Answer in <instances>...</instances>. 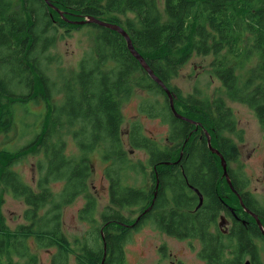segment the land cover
<instances>
[{"label":"trees","instance_id":"trees-1","mask_svg":"<svg viewBox=\"0 0 264 264\" xmlns=\"http://www.w3.org/2000/svg\"><path fill=\"white\" fill-rule=\"evenodd\" d=\"M162 1L163 15L158 0H0V134L11 129L14 103L44 101L33 140L15 152L0 150L1 190L26 205L28 221L10 230L0 213V264H38L29 242L54 249L51 264H70L79 257L81 264H126L125 244L147 223L171 238H199V255L207 264H243L248 255L252 264H264L254 244L259 239L264 247V237L245 212L255 214L264 230V206L247 191L248 178L229 167L237 162L238 149L226 136L242 140L226 99L251 110L264 135V0ZM115 15L126 16L124 30L134 49L166 87L191 55L213 56L209 67L224 97L209 99L197 91L182 98L178 89H169L175 95V111L197 125L172 115L165 93L129 53L119 33L83 24L88 18L118 24ZM90 26L96 35L94 50L82 56L71 76L48 84L38 62H52L47 53L58 29ZM253 51L258 66L239 84L237 71L255 58ZM22 89L27 93L17 92ZM136 90H155L162 96L144 97L138 111L166 121L164 144L147 136L138 122L123 133L122 107ZM65 135L73 138L81 157L65 155ZM207 135L211 149L226 162L235 194L222 175L219 156L207 147ZM95 151L108 181V206L99 220L88 187L93 168L87 154ZM134 151L142 152L144 163L131 160ZM27 155L39 158L34 188L12 171ZM149 168L154 175L150 183L145 172ZM137 177H143L141 183ZM60 182L62 188L53 192L50 185ZM193 190L202 196L200 207ZM79 196L85 203L77 218L88 229L69 239L62 231V208ZM127 211L132 215L125 216ZM224 213L238 218L228 235L214 227Z\"/></svg>","mask_w":264,"mask_h":264},{"label":"rangeland","instance_id":"rangeland-1","mask_svg":"<svg viewBox=\"0 0 264 264\" xmlns=\"http://www.w3.org/2000/svg\"><path fill=\"white\" fill-rule=\"evenodd\" d=\"M159 10L163 15V1L158 0ZM113 18L124 29L126 16L115 15ZM73 24V22H70ZM84 25H91L83 23ZM94 24V23H93ZM75 25V24H73ZM90 27L81 29H58L55 44L49 49V56L52 62H38L39 73L51 81L57 80L60 76L63 78L72 75L73 71H77L78 62L82 56L95 48V30ZM251 61L245 64L243 70L237 71L240 77V83H244V79L249 74V69L258 66L257 53L252 52ZM41 60V59H40ZM213 56H196L191 55L187 63L181 68L179 75L169 82V89H178L182 98L188 95H194L198 91L201 97L209 99L214 97H224L221 83L212 76L210 64ZM44 70V71H43ZM63 85L67 82L62 81ZM18 93L26 94L27 90L22 89ZM164 92V91H163ZM151 94V100L160 98V94L152 90L148 91L136 90L129 101L123 105L122 114L124 116L123 133L131 123L138 122L143 128L147 136L154 138L159 144H164L169 132L166 121L157 118L144 117L139 113V102ZM166 96V94H165ZM162 98V96H161ZM167 98V97H166ZM168 101V99H167ZM227 105L232 110L237 122V130L242 131V140L238 141L237 136L226 134L233 142L236 143L238 149V160L236 163H230L229 167L235 172L248 178L249 183L246 187L263 206H264V135L259 127L254 113L247 107L226 99ZM53 103V101H51ZM169 104V102H168ZM14 110V119L11 129L0 134V150L7 152H15L26 147L37 134L39 128V118L44 110V101L29 100L26 103H14L11 106ZM66 141L65 155L67 157H81L82 153L77 149L73 138L69 135L64 137ZM128 151L127 148H125ZM98 151L87 154L93 168L92 176L89 179V192L96 199V218L99 220V214L108 206V181L104 177L105 164L102 161ZM130 158L133 162H145L146 157L141 151H134ZM39 158L34 156H25L12 166V171L18 174L23 183L34 188L37 180V170L35 164ZM146 179L149 181L154 178L150 176L151 169L146 171ZM243 176V177H244ZM143 177H137V183H141ZM124 185L128 183L123 180ZM1 185V181H0ZM63 183H55L50 185L53 192H57L62 188ZM85 199L79 196L66 208H62L61 221L62 231L69 239L74 236L82 235L87 229L88 224L80 222L77 218L78 211L83 207ZM26 205L20 200L13 198L10 193L1 190L0 186V213L4 217V221L10 230H15L17 226L28 224L24 218ZM236 209V206H233ZM129 217L132 214L127 211L124 213ZM137 217L133 214V218ZM100 226L101 223H98ZM256 224V222H255ZM261 233V232H260ZM262 235V234H261ZM255 249L257 246V257L264 261V247H262L259 239H254ZM32 253L38 259V264H51L54 249L39 248L34 243L29 242ZM125 261L126 264H172L180 261L183 264H199L195 259V252L191 250L186 242H179L165 234L157 231L151 224L144 225L140 230L134 232L128 242L125 244ZM198 248L195 250L197 251ZM78 260H70V264H81V257ZM80 259V260H79Z\"/></svg>","mask_w":264,"mask_h":264},{"label":"water","instance_id":"water-1","mask_svg":"<svg viewBox=\"0 0 264 264\" xmlns=\"http://www.w3.org/2000/svg\"><path fill=\"white\" fill-rule=\"evenodd\" d=\"M45 2H47V0H45ZM91 22L92 23H95V24H97L99 26L108 28L110 30H113V31L119 33L124 38V40L126 42V47H127L128 51H129V53L133 56L134 59L137 60V62L142 67V69L150 77V79L152 81H154L164 91V93L166 94V97L168 99L169 107H170V110H171L172 115L174 117H176L177 119H179V120H182L184 122H189V123L194 124L192 121H190L189 119H186V118L180 116L175 111L174 104H173V98H174L175 95L170 90H168V88L163 84V82L160 79H158L157 76H155V74L150 70V68L148 67V65L146 64V62L144 61V59L141 57V55L139 53H137V51L134 49V47H133L130 39L128 38L127 34L125 33V31L119 25L106 23V22L101 21V20L96 19V18L92 19ZM194 125H197V124L195 123ZM206 142H207V147L211 150V152H213L214 154H216V155L219 156L220 162H221V168H222V175L225 178V180H226L229 188L234 193V190L232 188L231 182H230V180L228 178V175H227L226 162L224 161L223 157L217 151L211 149V147H210V138H209L208 135L206 137ZM157 186H158V181L156 180V188H157ZM193 192L198 196V207H200L202 205V196L196 190H193ZM238 199H239L240 205H242L240 196H238ZM245 212H247L248 214H250V216L254 219V221L256 222L257 227L259 228L262 236L264 237V230H263V227H262L259 219L257 218V216L255 214L249 212L248 210H245ZM222 219L219 221V228L222 227V224L224 222V221H222ZM104 254H105V252H104ZM102 263H103V261H102ZM243 264H251V263L248 260H246V261L243 262Z\"/></svg>","mask_w":264,"mask_h":264},{"label":"flooded vegetation","instance_id":"flooded-vegetation-1","mask_svg":"<svg viewBox=\"0 0 264 264\" xmlns=\"http://www.w3.org/2000/svg\"><path fill=\"white\" fill-rule=\"evenodd\" d=\"M197 207H198V205H197ZM221 219L224 222L222 224V227L219 228V221ZM236 220H238L237 216H235L233 214L228 216V215H226L224 213V215H222V216H220L218 218L217 223L214 226L215 227V232L217 231V232H219V233H221L223 235H226V234L228 235L230 233L231 229L234 227V223L236 222ZM172 239H174L176 241H179V242H186L189 245V247L191 248V250H193L195 252V256L194 257H195L196 261H198L199 264H207L206 261L202 260V258L199 255V251L202 248L201 240L199 238L192 237V238H187L185 240H178L176 238H172ZM197 248H198V250L195 251ZM225 258L232 259V256L229 255V254H225ZM245 260H248L252 264V258H251L250 255H248ZM172 264H183V263L180 262V261H176V262H174Z\"/></svg>","mask_w":264,"mask_h":264},{"label":"bare ground","instance_id":"bare-ground-1","mask_svg":"<svg viewBox=\"0 0 264 264\" xmlns=\"http://www.w3.org/2000/svg\"><path fill=\"white\" fill-rule=\"evenodd\" d=\"M93 18H88V19H86V20H84L83 21V23H91V20H92ZM124 30V29H123ZM125 31V30H124ZM125 33L127 34V32L125 31Z\"/></svg>","mask_w":264,"mask_h":264},{"label":"clouds","instance_id":"clouds-1","mask_svg":"<svg viewBox=\"0 0 264 264\" xmlns=\"http://www.w3.org/2000/svg\"><path fill=\"white\" fill-rule=\"evenodd\" d=\"M246 261V260H245Z\"/></svg>","mask_w":264,"mask_h":264}]
</instances>
